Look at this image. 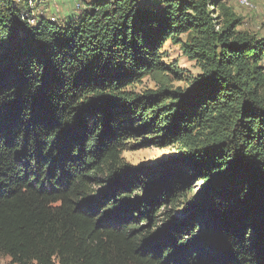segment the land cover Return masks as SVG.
<instances>
[{
  "label": "trees",
  "instance_id": "1",
  "mask_svg": "<svg viewBox=\"0 0 264 264\" xmlns=\"http://www.w3.org/2000/svg\"><path fill=\"white\" fill-rule=\"evenodd\" d=\"M30 1L0 0V258L264 264V33L226 0H91L34 25ZM168 42L199 70L182 89L159 79ZM138 140L178 160L129 173Z\"/></svg>",
  "mask_w": 264,
  "mask_h": 264
},
{
  "label": "rangeland",
  "instance_id": "2",
  "mask_svg": "<svg viewBox=\"0 0 264 264\" xmlns=\"http://www.w3.org/2000/svg\"><path fill=\"white\" fill-rule=\"evenodd\" d=\"M45 0L43 4L38 5L36 16H44L50 20L52 17L55 18L56 22L63 24L69 23L73 19L77 18L78 15L85 9L86 4L91 0ZM254 6L253 10H247L239 7L233 1L226 0V3L232 9L234 15L241 20V24L238 26V30L245 31L250 34H263L264 33V0H249ZM16 9L19 11H25V4H17ZM162 62L169 68V71L164 76L159 78L162 81L170 82L172 89L184 88L187 85V80L191 77L196 76L199 70L195 63L188 61L180 52L179 45L172 43H166L162 50ZM177 71V75L172 74ZM167 75L168 79L165 80ZM152 77H145L142 83L137 86L136 91L143 93L145 90H155L159 87L157 80ZM143 141V140H142ZM141 141H134L128 143L122 158L124 163L130 166V172L132 170L151 172L155 169H159L160 166L175 162L178 160V151L176 147H138ZM133 173V172H132ZM191 182L193 189V195L198 196L200 191L206 189L205 183ZM176 217L180 218L183 216L182 212H176ZM8 258H0V264H8Z\"/></svg>",
  "mask_w": 264,
  "mask_h": 264
},
{
  "label": "built area",
  "instance_id": "3",
  "mask_svg": "<svg viewBox=\"0 0 264 264\" xmlns=\"http://www.w3.org/2000/svg\"><path fill=\"white\" fill-rule=\"evenodd\" d=\"M45 0H39V1H30L28 3V6L26 8V11L22 13L21 18L25 20L28 24L34 25L36 21L38 20L39 16H36V12L38 10V5L43 4ZM52 1H57V0H52ZM237 3L242 6V7H248L251 9H254V6L249 0H236ZM51 22H56L55 18L52 17L50 19Z\"/></svg>",
  "mask_w": 264,
  "mask_h": 264
},
{
  "label": "crops",
  "instance_id": "4",
  "mask_svg": "<svg viewBox=\"0 0 264 264\" xmlns=\"http://www.w3.org/2000/svg\"><path fill=\"white\" fill-rule=\"evenodd\" d=\"M51 2H53V1H51Z\"/></svg>",
  "mask_w": 264,
  "mask_h": 264
}]
</instances>
